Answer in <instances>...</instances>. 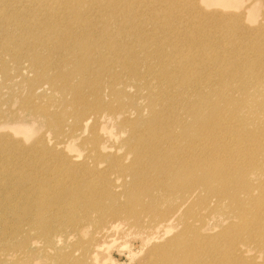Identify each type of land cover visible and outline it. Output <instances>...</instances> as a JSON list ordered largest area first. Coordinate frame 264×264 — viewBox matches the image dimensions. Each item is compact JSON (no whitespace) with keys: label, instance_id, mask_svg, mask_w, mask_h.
<instances>
[{"label":"bare ground","instance_id":"obj_1","mask_svg":"<svg viewBox=\"0 0 264 264\" xmlns=\"http://www.w3.org/2000/svg\"><path fill=\"white\" fill-rule=\"evenodd\" d=\"M36 1L9 16L17 0H0V50L16 63L28 58L32 84L48 83L55 109L29 111L50 117L55 141L85 133L92 165L81 177L59 168L39 173L36 164L21 173L25 159L10 155L25 147L0 136L7 149L0 163L8 166L0 172V264H27L31 245L40 252L56 245L55 264H119L97 240L121 247L132 237L147 254L139 264H264V119L231 110L220 123L225 103L214 99L224 82L235 81L242 97L264 87V23L239 26L232 14L205 12L196 1L185 5L204 14L203 23L167 4L159 16L132 0ZM32 105L27 98L20 107ZM107 122L129 128L120 154L105 144ZM215 136L223 144L213 153L207 141ZM40 143L41 136L35 150ZM110 168L118 174L111 184ZM56 218L66 228H55ZM12 235L21 236L16 247Z\"/></svg>","mask_w":264,"mask_h":264},{"label":"rangeland","instance_id":"obj_2","mask_svg":"<svg viewBox=\"0 0 264 264\" xmlns=\"http://www.w3.org/2000/svg\"><path fill=\"white\" fill-rule=\"evenodd\" d=\"M134 5L139 9H144L145 11L156 12L157 15L161 16L163 14L165 4L171 6L179 12L182 16L186 18H190L194 14H198L193 12L191 9H188L185 5V2L196 1L199 8L204 10L205 12H217L224 14H232V18L237 20V24L239 26H244L247 28H256L257 26L264 23V0H224L227 5H205L201 0H161V7L158 8L159 0H132ZM26 5H34L38 7L39 4L36 0H17V6L13 7L8 15L12 16L14 13H22ZM168 12V10H165ZM223 18V17H222ZM221 18V19H222ZM34 20L33 16L30 17L29 22L27 23L30 26V23ZM198 20L203 23L206 21L205 15L198 14ZM14 19L8 20L9 25L15 27L13 24ZM12 22V23H10ZM9 29V28H8ZM1 31V28H0ZM14 33L16 29L13 30ZM12 33V32H11ZM13 35V33H12ZM231 35H228L226 39H230ZM6 39L1 37L0 35V44H6ZM18 40H15L13 43L16 44ZM232 47H228L226 51L231 50ZM2 52V53H1ZM5 67V70L0 75V136L7 137L10 141H18L24 148V155L12 154L10 157L15 160L25 159L24 162L21 163L22 170L21 173H25V169L30 167V164H36L38 172L46 173L51 169L59 168L61 170H67L72 175L81 177L87 170L89 166L92 165L91 156L88 154L89 150L87 147L83 145L82 139L86 136L85 133H79L72 136H66L64 133L63 137H59L55 141V132L56 129L54 127V123L50 121V117H44L39 115H34L31 110L33 107H42L48 109H55L54 103L58 102L56 97L52 94L50 89L48 88V83L43 81H37L32 84L31 79L33 78L32 69L29 66L28 58L22 59L20 62L16 63L13 58V52L0 50V69ZM223 86H227V89L221 91L219 95L214 96V99L218 102L220 106V102L225 103V106L222 108L224 114L219 118L220 123H224V115L225 112H229L234 110L236 112V116L239 115L237 112H248L249 114H261L264 119V107H261V104L264 105V87H257L246 96L242 97V95L238 96L239 93L236 92L238 85L235 81L233 82H224ZM134 86L125 87L124 92L130 93L133 92ZM218 92V88L216 89ZM141 96H145L144 92L141 93ZM29 98L30 104H33L30 108L28 107H20L22 105L23 99ZM235 100L234 106L229 105L227 102L231 100ZM136 102L140 104H145V101L142 98H137ZM199 106L197 105V109L199 110ZM68 107V106H67ZM142 116L147 117L148 110L145 109L142 111ZM68 121L64 120L60 124L64 131L68 128ZM105 131L109 133V139L105 141V144L111 145L109 146V150L111 152H115L116 154H120L123 152V146L121 145V140L127 137V129H119L112 125L111 122H107L104 124ZM253 124L248 121L246 123V127L253 128ZM21 128L23 132L27 131L26 136L18 132L17 130ZM224 129V127H222ZM257 130V128H255ZM42 137L43 143L38 145L42 146L40 150H35L34 145L36 139ZM60 141V142H58ZM223 139L219 136L210 137L207 141L208 147L207 149L210 152H218V148H220L223 144ZM186 144V143H181ZM106 146V145H104ZM0 145V155L3 156L5 151ZM103 149V151H105ZM63 154V155H62ZM66 158H65V157ZM129 160V158H128ZM128 160L126 162H128ZM105 161L104 163H107ZM258 163L259 160L257 161ZM104 163H100L97 165L99 169L104 167ZM8 166L6 164L0 163V172H4ZM99 172V171H98ZM95 176L91 178L96 179V173H93ZM107 182L111 184L113 179L118 176V174L112 169H108L106 171ZM126 181L130 179V175L125 176ZM238 178V177H236ZM104 183V180L101 181ZM9 186H13V184H9ZM115 186V183L113 184ZM114 189H116L114 187ZM13 198L11 199V201ZM220 211H222L220 209ZM216 215V214H215ZM65 219L64 221H67ZM55 228H59V230L66 228L65 224H59L57 218L55 219ZM23 235L30 238V233L32 229L23 226ZM60 237L63 238L66 236L67 232L59 233ZM21 236L15 237L11 236L9 241V247L15 246L20 242ZM138 238L132 237L128 240V244L130 246H121L119 247L116 242H110L107 244L104 240H97L98 248H101L104 253H107L109 257L113 260L117 259L119 264H139L140 259L142 257L147 258V254L141 251L138 247ZM36 248L34 245L28 246L25 249L24 260H27V264H55V260L53 256H58L60 251L56 250V245L45 249V252L35 251ZM1 251L4 252L2 248ZM65 251V250H64ZM250 254H257L254 249H250ZM264 257V253L259 255V257ZM108 262V261H107Z\"/></svg>","mask_w":264,"mask_h":264}]
</instances>
